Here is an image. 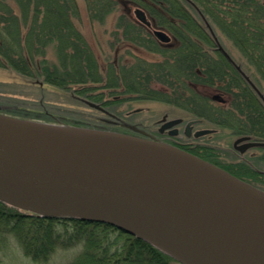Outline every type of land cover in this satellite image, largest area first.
<instances>
[{"label": "trees", "instance_id": "trees-1", "mask_svg": "<svg viewBox=\"0 0 264 264\" xmlns=\"http://www.w3.org/2000/svg\"><path fill=\"white\" fill-rule=\"evenodd\" d=\"M84 3L93 22L104 24L107 18L115 17L113 34L119 46L148 50L159 59L135 55L130 60H110L102 67L77 25L78 0H0V67L61 90L75 89L88 102L101 106L114 102H103L105 92H97L98 88L123 95L119 101L165 102L233 134H251L264 140V104L217 49L207 26L219 39L223 34L233 42L246 59L243 71L264 94V0ZM136 8L146 13L151 28L131 16ZM153 29L169 34L170 42L159 41ZM50 49L55 60L49 57ZM199 87L227 95L229 102L214 103ZM205 150L192 153L218 164L213 152L224 150L215 145ZM9 236L35 262L49 261L57 249L82 246L67 264H181L146 240L109 224L21 213L0 201V244Z\"/></svg>", "mask_w": 264, "mask_h": 264}, {"label": "water", "instance_id": "water-1", "mask_svg": "<svg viewBox=\"0 0 264 264\" xmlns=\"http://www.w3.org/2000/svg\"><path fill=\"white\" fill-rule=\"evenodd\" d=\"M134 14L151 27L142 9ZM154 35L171 40L162 30ZM217 45L264 102L257 86ZM211 96L226 101L219 93ZM256 146L264 143L245 148ZM0 201L39 216L109 224L181 264H264V191L154 139L0 113Z\"/></svg>", "mask_w": 264, "mask_h": 264}, {"label": "rangeland", "instance_id": "rangeland-1", "mask_svg": "<svg viewBox=\"0 0 264 264\" xmlns=\"http://www.w3.org/2000/svg\"><path fill=\"white\" fill-rule=\"evenodd\" d=\"M78 4L80 16L77 19V25L102 67L110 60H130L135 55L152 61L159 59L158 54L148 50L131 49L124 44L119 46L113 34L116 25L115 17L107 18L104 24L93 22L88 16L84 0H78ZM131 16L136 19L133 11ZM216 42L226 49L241 68L242 65L247 64L246 59L225 35L221 34V39L216 36ZM49 57L55 60L52 49L49 50ZM74 90H61L45 83L41 84L24 78L10 68L0 67V113L11 117L136 136L140 135L139 130L150 133L165 113L170 117L189 116L183 109L165 102L144 99L119 101L124 97L123 95L98 88L97 92H105L106 97L103 102H114L101 106V104L88 102ZM129 127H132L131 131ZM202 139L224 150L226 157L229 155L228 159L225 157V160L235 158L234 153L230 151L235 136L230 130L221 128L217 133L205 135ZM258 167L264 169V162L259 163ZM21 213L24 212L21 211ZM81 250L82 246L57 249L49 261L35 262L27 257L15 239L9 236L0 244V258L2 264H67Z\"/></svg>", "mask_w": 264, "mask_h": 264}, {"label": "flooded vegetation", "instance_id": "flooded-vegetation-1", "mask_svg": "<svg viewBox=\"0 0 264 264\" xmlns=\"http://www.w3.org/2000/svg\"><path fill=\"white\" fill-rule=\"evenodd\" d=\"M198 89L204 95L208 96V98L214 103L227 104L229 102V96L224 95L218 91H215L213 89H206V87H199ZM211 93L221 94L226 99V101L223 102L213 99ZM262 103L264 104L263 101ZM186 112L188 113L189 116L170 117L169 114L165 113L162 116V118L157 121L156 123L157 126L155 129H153L150 133L143 130H139L140 132L139 136L143 135L146 138L154 139L159 142H164L179 147L183 150L189 151L191 153L193 151L203 153L204 151H206L205 150L206 147H212L214 145L203 141L202 138L205 135L196 136V133L201 130L212 129L214 130V132L209 134H215L219 131L220 128H218L215 125L207 123L202 117L192 115L188 111ZM174 120H180V121H178V123H176L171 127H166V125L169 122ZM130 128L132 127H129V130L131 131ZM233 135L235 136V139L232 142V148L230 151L234 153L235 158L231 160H225L226 153L224 151L221 152L214 151L213 156L217 160L218 164H215L209 160L207 161L225 169L226 171L232 173L233 175L239 178L240 176L238 175H241L243 178L248 180L247 182L258 187L259 189L264 190V169L258 167L259 163L261 164L264 162V146L245 148L247 143L254 141L264 142V140L260 138H256L251 134L240 135L234 133ZM242 137H249V139L236 143V141ZM233 153L231 154L233 155ZM228 154H230V152ZM228 157L229 155H227L226 158L228 159ZM245 165L250 166L253 171L252 172L247 171Z\"/></svg>", "mask_w": 264, "mask_h": 264}]
</instances>
